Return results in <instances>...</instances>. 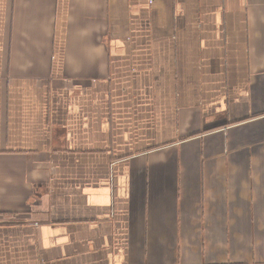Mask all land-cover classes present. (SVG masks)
Returning a JSON list of instances; mask_svg holds the SVG:
<instances>
[{
	"label": "crops",
	"instance_id": "1",
	"mask_svg": "<svg viewBox=\"0 0 264 264\" xmlns=\"http://www.w3.org/2000/svg\"><path fill=\"white\" fill-rule=\"evenodd\" d=\"M264 0H0V264H263Z\"/></svg>",
	"mask_w": 264,
	"mask_h": 264
},
{
	"label": "trees",
	"instance_id": "2",
	"mask_svg": "<svg viewBox=\"0 0 264 264\" xmlns=\"http://www.w3.org/2000/svg\"><path fill=\"white\" fill-rule=\"evenodd\" d=\"M264 264V263H263Z\"/></svg>",
	"mask_w": 264,
	"mask_h": 264
}]
</instances>
